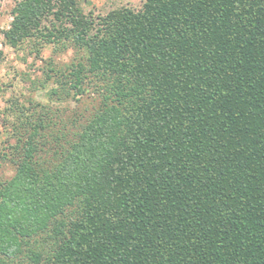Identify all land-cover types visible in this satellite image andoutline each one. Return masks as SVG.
<instances>
[{
  "label": "trees",
  "instance_id": "obj_1",
  "mask_svg": "<svg viewBox=\"0 0 264 264\" xmlns=\"http://www.w3.org/2000/svg\"><path fill=\"white\" fill-rule=\"evenodd\" d=\"M11 14V48L40 57L45 38L75 61L52 54L32 82L46 101L5 110L0 264H264V0ZM90 90V116L56 130Z\"/></svg>",
  "mask_w": 264,
  "mask_h": 264
},
{
  "label": "rangeland",
  "instance_id": "obj_2",
  "mask_svg": "<svg viewBox=\"0 0 264 264\" xmlns=\"http://www.w3.org/2000/svg\"><path fill=\"white\" fill-rule=\"evenodd\" d=\"M19 0H0V150H9V144L14 142L11 136V128L5 126L6 109H10L11 101L19 100L21 104L30 106L31 102H45L46 94L44 91H34L32 82L42 79L43 68L47 67L45 60L49 59L52 54L54 56L56 69L67 73L69 66L74 63L73 50L63 51L62 47H57L45 41V46H41V56H37V50L32 44H26L21 49L15 50L6 44L4 32L9 29L12 21V9ZM79 7L86 14H93L94 17L105 16L109 12L129 7L139 10L145 0H77ZM51 20V21H50ZM53 19L50 17L45 24L50 27ZM63 51V52H61ZM87 98L81 103L74 101L64 104L66 106L65 113L62 112L55 116L54 121L59 123L55 129L62 128L61 123H67L70 130L73 126L74 111L82 119L89 117L98 105V101H93L90 96L96 97L93 90L87 94ZM69 108V109H68ZM67 110V111H66ZM14 174L12 167L0 163V178L3 176L11 177ZM23 256L20 259H6L3 264H21Z\"/></svg>",
  "mask_w": 264,
  "mask_h": 264
}]
</instances>
